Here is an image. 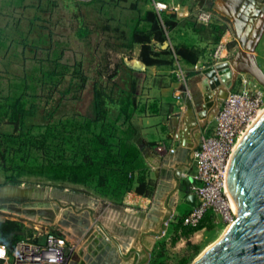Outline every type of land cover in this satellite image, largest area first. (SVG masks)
<instances>
[{
    "label": "rangeland",
    "instance_id": "374dc122",
    "mask_svg": "<svg viewBox=\"0 0 264 264\" xmlns=\"http://www.w3.org/2000/svg\"><path fill=\"white\" fill-rule=\"evenodd\" d=\"M76 1L77 4L71 0H0V103L9 93L10 83L28 82L26 89L31 111L27 116L26 131L38 134L51 122L72 115L82 119L83 114L91 111L93 87L97 82L102 83L107 91L114 89L116 95L131 86L134 75L126 70L124 59L133 54L132 32L142 13L154 9L153 0ZM196 13L192 10L187 17L176 16L178 25L169 32L168 40L161 47L172 50L178 44H189L199 48L202 54L211 52V66L220 60L233 59L236 60L234 69L231 67L234 72L240 68L248 69L249 62L243 55L249 52L246 48L259 33L261 14L253 16L254 28L249 30L250 39L242 40L246 44L243 47L225 17L215 14L210 22L203 23L197 19ZM85 29L89 33L80 36ZM256 54L264 69V33ZM174 59L178 81L184 82L179 76V58ZM243 75L258 83L264 102V85L248 70L239 74L234 90L240 89ZM110 110L107 125L116 126L118 138L129 139L131 132L128 130L122 134L121 128L115 124V107L111 106ZM0 124V131H13L6 120ZM135 141L136 136L128 143ZM14 168L16 164L8 162L4 165L0 157V183L8 180V175L15 172ZM143 169L148 175L145 164ZM24 179L21 184L0 186V221L21 223L25 227L22 241H43L47 230L67 236L76 246L75 264L91 263L86 253L96 252L103 243L93 222L95 212L89 218L88 208L77 211L71 203H63L64 200L52 188H64L68 192L78 190L98 199L99 206H92L97 211H103L109 205H121L116 203L119 196L112 191L113 188L103 189L97 186V181L86 187L51 180L38 183L40 179L34 175L24 176ZM149 181L153 193L154 182L151 178ZM35 185L49 190L37 191ZM7 190L16 193H6ZM183 210L181 216L175 218L176 222L189 211ZM226 227L227 224L218 217L212 221V227L176 242L172 229L158 241L152 258L163 264H180L181 259L187 257L190 259L188 264H194L219 240Z\"/></svg>",
    "mask_w": 264,
    "mask_h": 264
},
{
    "label": "crops",
    "instance_id": "0c3cea01",
    "mask_svg": "<svg viewBox=\"0 0 264 264\" xmlns=\"http://www.w3.org/2000/svg\"><path fill=\"white\" fill-rule=\"evenodd\" d=\"M176 4L179 18L189 16L192 10L222 15L236 36L247 41L249 30L254 28L252 18L260 13L262 5L253 4L250 8L246 0H179ZM133 46V54L125 57L124 65L133 75L137 71L132 67L136 61L146 66L147 78L133 124L147 177L154 182V191L151 196L138 194L135 184L125 194L122 205H109L103 211H97L93 204L90 206L88 217L91 218L94 211L93 222L97 229L101 225L118 245L98 230L103 243L96 252L86 253L91 261L89 264H134L138 254L144 261L147 258L145 249L153 254L158 241L171 232L180 212L190 210L186 199L197 174L194 151L203 136L215 126L223 102L222 98L209 95V83L204 75L211 66V52L202 54L195 64L179 59L178 64L181 63L185 71L184 82H181L177 78L175 62L170 66H148L140 58L141 46L134 43ZM223 61H229L234 69L236 60ZM87 204L82 201L75 209L83 211ZM84 222L87 224L86 220Z\"/></svg>",
    "mask_w": 264,
    "mask_h": 264
},
{
    "label": "trees",
    "instance_id": "16d2710c",
    "mask_svg": "<svg viewBox=\"0 0 264 264\" xmlns=\"http://www.w3.org/2000/svg\"><path fill=\"white\" fill-rule=\"evenodd\" d=\"M71 2L78 3L76 0ZM177 25L174 13H158L154 9L142 13L132 32V41L141 46L140 58L146 65L170 66L176 56L187 64L198 62L202 51L195 46L178 44L172 50L161 47L168 40L169 32ZM88 33L87 29L82 30L80 36ZM146 78V72L135 71L131 86L121 89L118 95L114 89L107 91L102 83H95L90 112L83 114L82 119L72 115L51 122L38 134L25 130L27 116L31 111L28 107L30 95L26 89L29 87L28 82L10 83L9 93L0 103V122L6 120L13 131H0V157L4 165L11 162L19 169L14 168L15 172L8 175V180L1 182L0 186L6 183L21 184L25 182L24 176L34 175L39 177L38 183L51 180L87 187L97 181V186L103 189L113 188L112 191L119 196L116 203L121 205L125 194L135 184L138 194L151 196L150 181L143 169L141 147L136 141L128 143L137 134L133 117ZM114 85L117 86L116 83ZM111 106L117 111L115 124L121 128L122 134L128 130L131 132L129 139L118 138L116 126L107 125ZM185 216L172 224L174 242L182 237L189 239L195 232L212 227L210 212L198 226L185 224ZM24 228L16 221H0V243L12 250L22 241ZM155 254L148 264H163L159 259L152 258ZM189 260L184 257L180 264H188Z\"/></svg>",
    "mask_w": 264,
    "mask_h": 264
},
{
    "label": "built area",
    "instance_id": "2783aa9c",
    "mask_svg": "<svg viewBox=\"0 0 264 264\" xmlns=\"http://www.w3.org/2000/svg\"><path fill=\"white\" fill-rule=\"evenodd\" d=\"M178 1L153 0V8L158 13L176 14ZM196 16L203 23L213 18L210 12L203 10ZM220 51L221 48L217 54ZM179 67V76L184 78L185 71L180 64ZM263 103L261 88L247 75L241 77L240 89H233L223 100L215 126L194 151L197 174L191 194L195 195L196 203L190 205L185 224L198 226L208 212L214 221L219 217L227 226L234 220L235 212L226 195L228 174L237 147ZM75 254L74 242L48 230L44 232L43 241H20L12 250L0 243V264H75Z\"/></svg>",
    "mask_w": 264,
    "mask_h": 264
},
{
    "label": "water",
    "instance_id": "95a60500",
    "mask_svg": "<svg viewBox=\"0 0 264 264\" xmlns=\"http://www.w3.org/2000/svg\"><path fill=\"white\" fill-rule=\"evenodd\" d=\"M246 3L248 6L262 3L260 14L262 18L264 17V0H246ZM263 33L264 24L252 45L246 48L249 52L243 55L249 62L248 69L240 68L238 72H234L229 61H220L204 72L209 83L210 96L215 95L224 100L236 86L239 74L246 70L264 85V69L256 54ZM240 40L242 41L243 38ZM242 43L243 47H246L243 41ZM132 67L144 71L146 66L136 61ZM242 140L244 141L239 151L236 150L233 157L226 188L227 199L235 212V218L226 227L219 240L207 249L204 256L195 264H264V115L252 129H249ZM34 188L37 191L49 190L39 185H35ZM52 190L64 200L63 203H71L76 208L82 201L89 204H87L88 210L92 204L95 206L100 202L96 198L83 195L78 190L72 192L64 188H52ZM186 200L190 205L196 203L194 194L188 195ZM98 230L107 240L114 241L118 245L115 239H111L106 234L101 225ZM145 252L147 261H142L141 255L138 254L134 264H148L152 254L147 249Z\"/></svg>",
    "mask_w": 264,
    "mask_h": 264
},
{
    "label": "bare ground",
    "instance_id": "6f19581e",
    "mask_svg": "<svg viewBox=\"0 0 264 264\" xmlns=\"http://www.w3.org/2000/svg\"><path fill=\"white\" fill-rule=\"evenodd\" d=\"M246 6V5H245ZM249 7V6H248ZM247 7V8H248ZM250 8H251V6H250ZM244 9V8H243ZM252 12V11H251ZM246 13V12H245ZM250 14V13H249ZM257 15V14H256ZM253 16V15H252ZM264 24V17L262 18V20H261V22H260V24H259V26H260V30H261V28H262V25ZM259 30V31H260ZM232 69V68H231ZM233 71V70H232ZM237 72V71H236ZM264 115V108H262L258 113H257V115H256V117L254 118V120H253V122H252V124H251V129L256 125V123L261 119V117ZM243 141L244 140H242V141H240V143H239V145H238V147H237V151H239V149H240V147H241V145H242V143H243ZM12 189V188H11ZM16 190V189H15ZM8 192H6V193H10V194H12V193H14V191H10V190H7ZM16 193V192H15ZM14 193V194H15ZM20 193V192H19ZM204 254H205V252L203 253V254H201L202 256H200V258L198 259H196L197 261H199L203 256H204ZM196 261V262H197ZM195 262V263H196ZM194 263V264H195Z\"/></svg>",
    "mask_w": 264,
    "mask_h": 264
}]
</instances>
